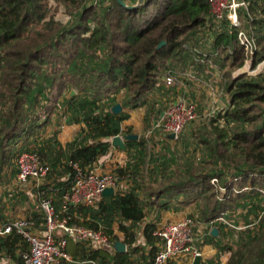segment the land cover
I'll return each instance as SVG.
<instances>
[{"label":"trees","instance_id":"16d2710c","mask_svg":"<svg viewBox=\"0 0 264 264\" xmlns=\"http://www.w3.org/2000/svg\"><path fill=\"white\" fill-rule=\"evenodd\" d=\"M50 1L62 4L75 20L67 25L55 21L48 15ZM123 1L132 8L116 0H0V167L11 166L22 152L37 153L50 165L51 173L66 176L55 187L56 211L72 181L68 162L85 170L107 155L111 139L124 133L121 124L129 119L125 110L145 106L151 94L145 121L153 112L160 114L155 107L160 106L164 72L180 66L186 56L182 45L199 39L209 18L205 0ZM246 12L247 27L254 34L253 72L264 62V19L252 14L264 15V0H248ZM237 33L225 25L208 41L213 40L205 59L211 58L222 73L227 100L223 114L217 112L208 119L211 133L204 136L205 131L198 129L195 134L208 152L207 159L201 157L204 164L191 165L184 158L180 162V150L186 152V143L180 147L167 143L156 153L159 161H153L165 170L175 167L174 175L147 183L139 173L149 157L147 140L127 141L123 150L131 162L117 168L114 175L118 180L127 175L133 186L102 197L94 207H78V217L70 221L93 230L101 228L111 237L110 248L90 249L68 239L65 253L71 261L61 264H134L133 255L140 263L150 264L161 243L153 236L158 221L152 220L158 212L189 205L197 206L200 220L197 214L190 218L207 227L204 242L215 245L217 251L215 259L206 264H219L220 255L226 252V264H264V72L234 77L233 72L247 58ZM203 66L197 65L207 78ZM72 90L74 95L69 97ZM116 104L122 108L117 115L111 111ZM53 112L83 129L64 148L56 134L33 150L18 146L36 127L48 125ZM163 137L169 143L178 140ZM217 163L227 175L215 169ZM213 178L218 186L211 183ZM221 186L224 193L218 192ZM234 208L244 213L242 219L247 223L250 215L257 222L236 231L219 222ZM150 213H155L152 218ZM209 224L217 229V237L210 235ZM115 226L120 235L114 233ZM233 232L238 235L235 249L225 243ZM117 241L125 245L124 253L114 251ZM26 249L15 233L1 238L0 264L3 260L22 264L19 252Z\"/></svg>","mask_w":264,"mask_h":264},{"label":"built area","instance_id":"2783aa9c","mask_svg":"<svg viewBox=\"0 0 264 264\" xmlns=\"http://www.w3.org/2000/svg\"><path fill=\"white\" fill-rule=\"evenodd\" d=\"M205 1L209 8V18L199 35L197 44H204V40L210 41L213 32H218L222 24H227L228 27L237 29V38L247 57L245 64L250 63V56L255 49L254 34L251 29L246 33L240 28L239 20V10L247 8L248 0ZM195 46L197 45L192 42L184 43L183 53L188 57L193 56L197 64H205L212 68L211 58L206 60L207 55ZM196 81L204 83L200 77H196L188 69V66L184 69L172 67L166 69L163 75L162 94L158 96L162 112L148 133L154 129H160L163 134L175 140L185 127L198 119L199 106L197 101L191 98L187 85V82ZM222 81L223 79L220 80L223 84L224 81ZM173 88L175 89L174 94L170 93ZM207 88L210 93L211 106L217 108L218 99L221 96L227 98L226 93L223 88L218 89L213 85H207ZM67 165L73 172L72 181L69 190L62 196L58 211L55 210L51 197L39 193L35 196L33 214L0 224V239L15 233L26 243L27 249L19 252L22 264H61L63 260L71 261L65 253L68 239L83 243L90 249L110 248V235L104 233L101 228L93 230L83 225L70 223L73 216L68 212L69 209L76 210L80 206L94 207L107 188H113L114 192L124 189L117 188L118 179L114 175L97 173L93 166L83 170L72 161ZM15 166L16 179L12 184L13 189H19L28 183H32L34 188L39 189L51 173L50 165L43 162L33 151L20 153L16 158ZM216 182L215 178L211 180L212 184ZM219 222L233 228L222 218ZM201 227L190 217L161 224L153 232V236L161 243L150 264H194L196 257L201 260L202 253L195 247V244H202L208 234L206 231L204 233ZM209 228L214 227L209 224ZM246 228L247 226H244L236 230ZM206 262L205 259L202 262L199 261L204 264Z\"/></svg>","mask_w":264,"mask_h":264},{"label":"crops","instance_id":"0c3cea01","mask_svg":"<svg viewBox=\"0 0 264 264\" xmlns=\"http://www.w3.org/2000/svg\"><path fill=\"white\" fill-rule=\"evenodd\" d=\"M246 13H247L246 9H240L239 10L240 27L243 24L241 28L242 29L246 28L247 30H249V27H247V16H245V15H247ZM242 17H244L246 22H244L242 20ZM241 20L243 21V23H241ZM225 25H227V24H222L221 28ZM197 40H198V38H196V41H193L192 43L193 44L197 43ZM195 47H197V46H195ZM204 53L206 54L207 52H204ZM179 65L180 66L177 68H183L184 69L185 66H188V69H190V71L192 73H194L196 77H198V78L200 77L202 79L203 73L201 74V70H198V67H197L198 64L195 62V59L193 58V56L188 57V55H187V56L182 57L180 59ZM244 66L249 67L250 63H249V65L245 64ZM174 68H176V67H174ZM202 69L203 70H208V69L211 70V72L207 71L206 73H208V74L205 75V76H207V80L209 81V83H207L205 81H203V82L206 86L207 85H213V83H210V82H212V80L217 78V71H218L217 66L213 63V66L211 68L210 66H207L204 64ZM196 70H198V71H196ZM212 72H214V73L212 74ZM219 74H221V75H219ZM219 74H218V80L220 81L223 79V81H224V78L222 77V73H219ZM197 84H193L192 82H189V83L187 82L188 91H189L191 98H193L191 94H193V93H195V91H197V89L195 88L197 86ZM151 99H152V94L148 97L147 103L145 106L138 108L136 110H133V111H129V110L126 111L129 114V119L122 122L121 130L124 133L119 135V136L137 135V139L145 138L147 140V154L151 158L149 159V157H147L146 163L139 170V173H141V172L143 173V179H145V182L147 180V176L152 177V175L154 173H157V171L155 169H157V170L160 169L158 164L154 163V161H153V159H156V162L159 161V158L157 157L156 153L159 150H161L162 148H165L167 143L169 145L173 144V142L169 143V141L164 139L163 136H165V134H163L160 131V129H154L151 133H148L152 127V124L158 120V118L162 112V108L155 107L156 108L155 110L160 111V114H158V112H156V113L153 112L151 115L148 116L147 121H145L147 109L152 105ZM117 100L118 101L121 100V95L117 96ZM43 120H44V117L41 118L37 124L39 125L41 122H43ZM60 120H63V118L59 117V121ZM46 126L47 125H44L43 127H39V128L36 127L28 139H26V140L21 139L18 141V146H29L30 150H33L36 147L43 145L44 142L51 135L56 134V132H53L52 134H49L47 136L46 132H45ZM62 126L64 128H62L60 130V132L57 131L58 135H56L55 137H56V140L58 141L59 145L62 148H64L65 145L67 143H69L70 141H72L74 139V137L77 136V134L83 129V125H81V124H77V125L76 124H69V125L63 124ZM128 130L130 133L126 134L125 132H127ZM132 141H135V140H132ZM125 143H124V145H125ZM162 143L163 144L165 143V144L162 145ZM183 150H185V149L183 148ZM128 162L130 163L131 161L128 159V154L125 152V150H123L119 147H113L111 145V148H110L109 152L107 153V155L99 158L93 164V167L95 168V171L97 173H101V174L108 173V174L114 175V171L117 168H124ZM144 173H146V174L144 175ZM15 179H16L15 163H13L11 166L8 165V163H7L6 165L4 164L3 166L0 167V224L14 220V219L19 218V217H25L27 215L33 214L35 196H37L39 193H44L47 197H51L53 199V201L55 202L56 201L55 200V198H56L55 187L60 182H62L63 180H66V176H62L59 173H50L47 176V178L44 180L42 185L39 187V189L34 188L32 183H28V184L20 187L19 189H13L12 184L14 183ZM130 179L131 178L128 177L127 175L121 177L118 180V187L117 188L127 190L130 187H132L134 182L132 183V181ZM137 181H139V180H137ZM60 203L58 202L59 209H60ZM71 210L73 212L71 214V216H73V217L75 216V218H77L78 214L75 213L74 209H69V213L71 212ZM232 212L233 213H230L228 215V218H226V219L224 218V220L228 224H230L231 227H233L231 229H235V231L238 228L247 226L248 223H255V219L251 215L248 217V223L244 219H242V216L244 215V213L240 214V210H238L237 208H234V211H232ZM154 214L155 213H150L149 217L152 218ZM156 215H157V219L152 220V222L158 221L156 223H157V227H159L161 224H164L167 222H176V221L182 220L186 217H190V212H186V210H184V209L177 210V211L169 210V211L158 212ZM234 217L239 218L240 220H238V221L232 220V218H234ZM141 225L142 224H140L138 226L141 227ZM201 226H202L201 229L205 233V231H207V229H206L207 227L205 225H201ZM212 229H210V231ZM113 231L115 234L120 235L117 232L116 226L113 227ZM139 233L140 232L138 229V234ZM138 238H140V237H138ZM206 238L207 237H205V239ZM110 240H111V237H110ZM139 241L141 242V239ZM218 243H221L220 239H218ZM195 247L199 251H201V253H202V259L200 260L201 262L204 259L206 261H209V262H212V260L215 259V255L217 252L215 245H212V244L207 243V242H203L202 244L196 243ZM125 250H126V248H125ZM224 254L220 255V257L218 259L220 262H222L221 258L224 257ZM207 255L210 258L207 257ZM132 259L134 261V264H142L137 260V257L135 255L132 256ZM2 264H13V263H9V262H6V260H3ZM219 264H222V263H219Z\"/></svg>","mask_w":264,"mask_h":264},{"label":"rangeland","instance_id":"374dc122","mask_svg":"<svg viewBox=\"0 0 264 264\" xmlns=\"http://www.w3.org/2000/svg\"><path fill=\"white\" fill-rule=\"evenodd\" d=\"M48 15L50 17H53V19L55 21H58V22H61L62 24H69L70 22H72V20L74 21L75 19L73 18H69L67 12L65 11V8L63 7L62 4H58L54 1H50L49 4H48ZM256 12V11H255ZM241 13V12H240ZM260 16L261 19H264V15H262L260 12H257V13H254L252 14V16ZM242 20L244 22L245 19L244 17H242ZM241 20V23H243V21ZM243 25V24H242ZM241 25V27H242ZM219 26V25H218ZM240 27V28H241ZM244 27V26H243ZM221 28V26H220ZM218 28V29H220ZM239 30H242V29H239ZM243 30L247 33V30L246 28H243ZM200 38V36H199ZM204 44H197V48L199 50H201L203 53L204 52H208L209 48L211 47V43L213 42V40L208 44V41L204 40ZM219 63V62H218ZM249 65V63H248ZM264 63H261L257 68H255L253 70V72L250 71V66L249 67H246V66H243L242 68L240 69H237L233 72V75H235L234 77L238 76V75H242V74H246V75H257L258 73H262L264 72ZM211 72L210 69L206 70V72ZM214 72H212L213 74ZM218 74L219 72L217 71V78H215L214 80H212V82L210 83H213V86H216L218 87V89H222V83L218 80ZM221 75V74H219ZM202 81H205L207 83H209V81L207 80V78L205 77H202ZM193 84H197V86L195 87L197 89V91H195V93L191 94L192 97L194 99H196L197 103H198V110H199V117L198 119L192 123L191 125L189 124L185 129L184 131H182L178 137V140L176 142H173V144L179 146L183 143H186L187 145V150L186 152H183V150L180 151L181 153V157L179 159L180 162H183V158L184 159H189L188 161L190 162L191 165H196V164H204L205 161L201 160V157L202 155H204L206 157V159L208 158V152L206 151V146L205 144H201L199 139L195 137V134L197 133L198 129L201 130V131H205L204 132V136L205 134H209L211 133L209 131V117H214L216 115L217 112H221V114H223V111H225L226 109V97L224 98V96H221L219 99H218V107L217 108H212L211 106V102H210V93H209V90L207 88V86L202 83V82H192ZM224 89V87H223ZM208 92V93H207ZM224 92H226L224 90ZM224 92H223V95H224ZM127 111V110H125ZM217 117V116H216ZM215 119V118H213ZM64 120H60L59 121V118H58V115L56 112H53L51 117H50V121L48 123V125L46 126V135L48 136L49 134H52L53 132H56V135H58L57 131L60 132V130L62 128H64L62 125L63 124H66V125H69L68 123H66V121ZM222 122L219 121V124L221 125ZM225 127V125H224ZM162 136V135H161ZM202 136V138L204 137ZM165 144V143H164ZM162 143V145H164ZM174 146V145H173ZM180 147V146H179ZM207 152V153H206ZM160 169H161V172H160ZM159 169V172L160 173H154L152 175V177H149L147 176V180L146 182L147 183H156L160 177H162V179H165V178H168V177H171L174 175V170L176 169L175 167H173V169H166L163 167H160ZM215 169H217L218 172L220 173H224L227 175V173L225 172V169L223 167H220L218 166V163L215 165ZM166 171V172H165ZM146 173H144L145 175ZM214 179V178H213ZM216 179V178H215ZM217 181V179H216ZM213 184H216L217 185V182L216 183H213ZM218 186V185H217ZM223 186L219 187V190L218 192L220 193H224L225 192V189L224 187L222 188ZM186 210V212H190V216L191 215H196V219L200 220V216L198 215L199 211H198V208L197 206L195 205H189L187 207H183V208H179V210ZM232 220H240L239 218H232ZM231 229V228H230ZM235 231V229H233ZM238 235L236 233H231L229 235V237L227 239H225V243L228 244V246L232 247L235 249V245L237 243V237ZM215 250V249H214ZM229 254L226 252L224 254V257L221 258L222 264H226V259L228 258ZM207 257H209L207 255ZM210 258V257H209Z\"/></svg>","mask_w":264,"mask_h":264},{"label":"water","instance_id":"95a60500","mask_svg":"<svg viewBox=\"0 0 264 264\" xmlns=\"http://www.w3.org/2000/svg\"><path fill=\"white\" fill-rule=\"evenodd\" d=\"M142 1L143 0H138V4L141 3ZM116 2L119 5H121L122 7L132 8V7H128L123 0H116ZM163 44H164V41L161 42L159 44V46H161ZM73 95H74V91L72 90L69 93V97H71ZM121 110H122V108H121L120 104H116V105H114L111 108L112 113H114L116 115L119 114L121 112ZM136 139H137V135H123V136L117 135V136H115V137H113L111 139V145L113 147H119V148L123 149L124 148V143L126 141H132V140H136ZM113 195H114L113 188H107V189H105L103 191V194H102L103 197H110V196H113ZM210 235L213 236V237H217V235H218L217 229L216 228H213L211 230V232H210ZM113 248H114V250L116 252H119V253H124L125 252V245L122 242H120V241L115 242L114 245H113ZM199 261H200V259L198 257H196L194 259V264H199Z\"/></svg>","mask_w":264,"mask_h":264}]
</instances>
